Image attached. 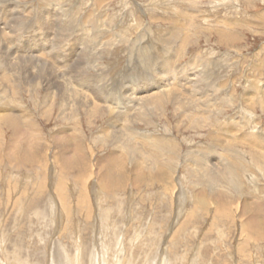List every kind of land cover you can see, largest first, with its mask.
<instances>
[{"label": "rangeland", "instance_id": "obj_1", "mask_svg": "<svg viewBox=\"0 0 264 264\" xmlns=\"http://www.w3.org/2000/svg\"><path fill=\"white\" fill-rule=\"evenodd\" d=\"M8 1L7 6L0 2V27L5 23L2 20L5 15L8 25L16 16L23 21L29 20L30 25L10 24V27L20 28L15 33L7 30L10 35L5 37L6 44H12L5 49L7 55L17 50L35 52L38 47H48L47 57L51 58L41 62L45 70L54 63L56 71L68 72L79 58L76 52L79 48L73 38L75 32L72 29L65 34L61 29L58 31L66 15L74 17L72 28L75 31L80 26L84 27L81 30L85 33L89 29L102 31L100 36L103 39L98 37L102 43L98 47L92 44L89 47L101 53L99 66L96 68L95 63L87 77H90L89 84H92L91 76L96 74V80L102 84L108 82L114 91V100H125L124 94L141 90L146 93L153 85L158 86L164 77L157 66L165 58L183 56L178 63L170 65L173 66V75L166 77L170 80H165L171 84H182L186 81L184 76L192 78V71L185 73L180 68L188 60L197 61L198 58L196 65L200 62L204 66L199 69L208 74L212 71L211 75L216 73L218 79L215 76L209 82L206 80L207 97L195 96V115L202 116L201 120L205 122V127L200 130L188 129V122L179 117L175 105L166 98L158 102V108L151 112V116H147L151 108L148 105L149 111L139 117L131 133L137 135L133 143L136 150L142 152L141 156L145 152H154L152 161L142 159L136 150L129 149L125 166L131 173L114 175V186L111 184L107 190H103L101 184L104 179L98 176L110 166L104 157L117 154L109 143L111 131L101 136L104 140L99 136L106 130L107 116L88 119L73 111L71 118L61 117L57 104L49 107L45 103L42 90L13 95L7 102V99H0V104L5 102L3 107L0 105V114L7 108L22 119L25 129L18 141H11L12 131L9 129L0 130V264H264V241L250 240V235L247 240L240 225L246 221L247 225L252 224L251 218H256L261 222L259 229L263 231L260 234L264 236V213L258 212L259 208L264 210V0ZM46 13L51 25H44V28L38 18ZM48 27L56 33L49 31ZM171 30L175 37L173 46L168 48L160 39ZM59 35H66L63 43L58 41ZM1 40L5 43L4 36H0ZM139 50L144 52L143 55ZM23 53L19 51L18 55L23 56ZM214 61L218 67H212ZM65 63L69 64L62 66ZM147 64L149 70L145 68ZM108 66L114 71L108 73ZM134 67H144V72L134 74L131 71L135 70ZM48 69L46 71L50 74L52 67ZM120 80L125 88L114 86ZM148 80L153 84H150L152 88L143 89V83ZM65 128L81 139L85 159L94 170H91L92 179L90 176L80 180L78 172L70 169L59 174V168L63 166L59 158L65 148L55 141L58 136L55 133L60 135ZM143 136L153 139L167 137L172 146L163 154L158 147L153 150V145L144 143ZM26 139L28 142L30 139V144ZM31 141L34 147L28 153V148L33 145ZM6 148L11 149L13 156L6 155ZM35 151L36 161L17 160ZM205 154H209L210 164L218 160V179L216 173L197 176L190 173L191 168L192 171L199 169L200 163L195 161H201ZM163 155L174 164L176 183H171L167 177L152 176L166 162ZM227 163H234L237 168L240 166L234 173L239 192L228 187V176L232 172L226 169ZM120 166L116 164L113 168L117 170ZM222 173L229 175H225L226 178ZM58 177L63 183V200L56 189ZM207 177L211 181L205 180ZM199 179L202 185L198 183ZM213 180V185L217 184L213 187V194L207 193L208 188H205L204 196L211 200L221 193V201L231 198L234 205H238L227 207V214L231 217L227 220L216 215V206L212 203L210 207L203 204L196 207V193ZM85 191L86 202L79 205V194ZM192 212V218H186Z\"/></svg>", "mask_w": 264, "mask_h": 264}, {"label": "bare ground", "instance_id": "obj_2", "mask_svg": "<svg viewBox=\"0 0 264 264\" xmlns=\"http://www.w3.org/2000/svg\"><path fill=\"white\" fill-rule=\"evenodd\" d=\"M0 2H1V4H4V3L6 4V3L10 2V1H8V0H0ZM8 5H9V3H8ZM6 6H7V4H6ZM6 8H8V7H6ZM17 11H18V9H17ZM28 13H29V11H28ZM53 13H54V11H53ZM24 14L26 15V12ZM61 15H63V14L61 13ZM48 17L49 16L46 13L44 16H40L38 18L39 19V22L41 23V27L43 25V27L45 28L44 25H46V27H47V25L49 23H51L48 20ZM55 17H56V15H55ZM25 18H28V15ZM58 19H57V21H58ZM2 20H3V22L5 21V23L3 24V27H0V36H4L5 43L2 40L0 41V99H2V98L7 99L6 100V102H7L8 99L11 98L13 95H16V94L17 95L18 94L19 95H22L24 93H28V92H31L32 93V91H36V90H39L40 91V90H42V92L44 93L43 96H44L45 103L48 104L49 107L56 106V104H57L56 107H57V110H58V114L61 115V117L62 116H64V117L67 116L68 118H71L73 116V115H71V113L73 111H74L75 114L76 113L81 114V116H86L88 119L94 118L95 116H98V117L103 116V115L107 116V121L104 123V127L106 128V130L105 131L103 130L104 132L102 131L103 133L101 135H99V136H100L101 139H103L101 136L104 137L105 134H107L109 131H111V134L112 135H110L108 137L109 143L112 146L111 149H114V152H116L117 154L115 153L116 154V156H115V155H113L114 153H110L108 156L104 157L106 159L105 161L107 163H110V166L107 165L108 168H104V170L102 171L101 176H98V177H101V179H104V182L101 183L102 184V187H103V190H107L111 184H112V186H114L113 185L114 184L113 183V177H114V175H119V176L121 175L122 176V174H123V176H125L126 175L125 172H128V174L131 173V172L127 171L126 166H125V164H126L125 160H127L128 152L130 151L129 149H131L132 151H134V150L137 149L135 147V143H133V141L135 140V137L137 138V135L135 134L136 135L135 136L131 132L134 130L133 128H135V124H136L137 120L139 119V117L142 118L143 115L145 114V111H147V112L149 111V109L147 108L148 105L151 108H150V111H149L150 114H148L147 116H151V114H152L151 112H153V111L155 112L157 110V108H158L157 107L158 102L164 100L163 98H166V100L169 103H172V104L175 105L174 106L175 111L180 113L179 114V117H181V118L183 117L185 119L184 122L185 121L188 122L187 123V125L189 126L188 129H191V130L192 129L193 130L194 129L200 130L203 127H205V126H203V124L205 123V122H203L204 120L203 121L201 120V117L202 116L198 118L195 115V113L197 111H196V108H195V106H196L195 103L196 102H195L194 99H195V96L196 97L198 96L199 98H202V97L204 98V97H207L208 96V94L206 92V91H208V90H206V86H208V83L206 82V80L209 82L210 79H213V77L216 76V73H214L213 75H211V73H213L212 71L210 73L209 70H208V72L210 73V74H208L207 72H204L203 71L204 69H202V68L199 69V67H201L203 65V64L202 65L199 64L200 62L196 65L195 62H197L199 58L197 59V61H194L195 59L188 60L189 62L186 63V64H184V66L180 68L182 70V72H185L186 73V71L190 70L193 73L192 74V78H188L189 76H187V78H186V76H184L183 78L186 79V81L183 80L184 82H182V84H180V85L171 84L172 82L170 83L169 81H166L165 78L166 77H169V76L172 77V75H173L172 74L173 66H170V65H174V64L178 63L180 61V59L183 57L182 55L181 56H177L175 59H174V57L165 58L164 60H162L160 62V64L157 66V70L160 71L163 74L162 76L164 77V79H161L160 80L158 86L151 84L149 82V80H148V81H145V83H143L142 88L143 89L152 88V86H150V84H151V85H153V88L150 91H148L146 93H142V90H141V92L131 93L130 95L124 94L125 95V100H122V99H119V98L114 100L113 99V92L114 91L112 89H110L112 87H110V84H107L108 82L107 83L104 82L102 84L99 81V79L96 80L98 78V76L96 74V75H92L91 76L92 77L91 78L92 84H89L88 80L90 79V77L89 78L87 77L88 76L87 75L88 72H91L92 69L95 68V66H96L95 63H97L96 68L99 66L98 65V63H99L98 62L99 61L98 58L101 57V53L96 52L94 49L91 50L90 49L91 48L90 45L92 44L93 47H98V45L100 43H102V40L98 39V37L100 35H103V32L102 31L99 30L100 32H98V30H93V29L91 30V29H89L85 33V30H83V31L81 30L84 27H81L80 25H79L80 28L79 29L76 28L77 30L75 31L74 28H72L74 26L72 23L73 22L75 23L74 17L73 16L70 17V16L66 15L65 18L62 19L63 25H61V26L58 27V31H59V29H61V30L64 31V34H65V31H68L69 32L72 29L75 32L73 38L75 39L76 44L78 45V47L77 46L76 47L79 48V50H76V52L79 53V58H78L77 62L69 69L68 72H65L63 69H62L63 72L62 71H56V65L54 63L51 64V65H49L48 67H52V71H53V72L51 71L50 74H49L48 71H46L48 69V67L45 70L46 67L43 66L42 63H41L43 60H45V59L48 60V58H51V57H47L46 51H48V47L47 48H40V47H38V50H35V52H30L29 50H24V51L17 50L16 53H12L11 52L10 55H7L8 53H6V50L5 49H8L12 45V44H8L9 42L7 43L8 45L6 44V38L5 37H7L8 35H10V34H8L9 31H7V30H10L11 33H15L14 31H17L20 28V27H10V24L11 23H14V24L15 23H18V25H21V26H29L30 25V21L29 20H26V19H24V21H23V20L20 19V17L16 16L15 17V21L14 20L10 21V23L8 25V24H6V22H7L6 15H5V18L2 19ZM94 20H96V19H94ZM59 21H61V20H59ZM60 23L61 22H59V24ZM49 25H51V24H49ZM11 26H12V24H11ZM48 29H49V31H52V33L55 32L53 29H50L49 27H48ZM177 31H179V30H177ZM60 32H62V31H60ZM97 32H98L99 35H97ZM48 33H50V32H48ZM91 34L92 35H95V37H93ZM60 35L58 37V41L60 43H63L64 40H65V36L66 35H64V36H60ZM72 35H73V32H72ZM174 37H175L174 36V33L171 30L169 33H167V36L164 39H160V40H161L162 43H166L167 46H168V48H169L170 46H173ZM100 38H101V36H100ZM67 39H69V37ZM101 39H103V38H101ZM147 41L148 40H146V42ZM180 41H181L180 42L181 44L184 43L183 42L184 40L180 39ZM72 43H74V41ZM117 43H119V41ZM184 45H185V43H184ZM27 49H34V48H27ZM154 49H155V47H154ZM19 51L20 52H24L23 53L24 55L23 56H21L20 54L18 55V52ZM164 52H166V51L164 50ZM143 53L144 52H141L140 51L139 54L140 55H143ZM151 53H152V51H151ZM52 55H54V53ZM152 59H154V57ZM155 59H154V61H156ZM215 61H217V60H215ZM140 63H142V61ZM67 64H69V63H65L62 66L65 67ZM216 64H217V62H215L212 67L216 66ZM100 65H102V64H100ZM105 65H107V64H105ZM147 66H148V64L145 66V68L149 70L150 68L147 67ZM43 67H45V68L43 69ZM58 67H59V65H58ZM135 67L133 68V69H135L134 71L130 69L132 72H134V74L137 73V72H144V69H143L144 67L143 68H140V69H137ZM202 67L204 68V66H202ZM216 67H218V66H216ZM123 69H124V67H123ZM206 70L207 69L205 68V71ZM104 71L103 72L102 71H97L96 73L99 72V73H102L103 74ZM106 71L108 73L113 72L114 71V68H110L108 66V68H107ZM93 72H94V70H93ZM91 74H93V73H91ZM156 74H160V73L156 72ZM175 75L176 74H174V76ZM11 77H13V78L11 79ZM146 77H148V76H146ZM159 77H161V75ZM142 78H145V75H143ZM216 78L218 79V75L216 76ZM116 79H115V81H116ZM166 79H169V78H166ZM109 83H110V80H109ZM87 84H89L90 87H88ZM114 86L115 87L118 86L119 89L125 88V86L123 85L122 80H120L117 83V85L115 84ZM137 88H139V87H137ZM180 89H181L182 92L180 91ZM155 97H159V98H156L155 99ZM4 103L3 104H0L1 107H3L5 105ZM6 106H7V104H6ZM119 107H121L122 109H119ZM107 109L109 111H107ZM3 110H7V108L6 109L5 108L2 109V111H1L2 113L0 114V130L1 129H4V130L5 129L6 130L9 129L10 131H12V133H11L12 134V140L11 141H14V140L16 141L17 139H20L22 137V134L24 133V130H25L23 128L24 127V122L23 121H20L22 119L19 116L14 115L12 113V111L7 110V111L4 112ZM77 110H80V112H78ZM106 112H108V115L106 114ZM88 121H90V120H88ZM27 128H30V127L27 126ZM126 132H128V134H126ZM70 134H71V132L69 130H66V128L63 129V133H60V135L55 133V135H58V136H55V141L57 140L59 144L61 143L60 147L62 146V147L65 148L64 149V153L63 154H60L61 156H60L59 159L62 161V163H60V165H63V166L66 165V166L64 168H63V166H60V168H59V174H63L64 173V169H66V170L70 169V170H73V171H77L78 172V177H79L80 180L82 178L84 179V178H87V177H90V176H91L90 179H92V171L91 170H93V168L90 169L91 167L88 165V163H87V161L85 159V155L83 153V151H84V145L81 143V139L79 137H76L75 135H73V134L70 135ZM31 137H34V136H31ZM139 137H141V136H139ZM143 138L146 139V141L144 143H149V145H153L152 148H155L153 150H156V148L158 147L159 148L158 150H160L161 152H163V154L166 152V150L170 146H172L171 143L169 142V140L167 141V137H163L162 136V137H159L157 139H153L151 136L150 137L143 136ZM143 138H141V139H143ZM79 139H80V141H79ZM1 140H2V138L0 137V144L2 143ZM33 140H34V138H33ZM136 141H137V139H136ZM26 142L29 143L30 142V139H29V142L26 139ZM35 143H37V142H35ZM104 143H107V142H104ZM11 145H12V143H11ZM27 145L28 144H26V146L25 145L24 146L27 147ZM207 145H209V144H207ZM35 146H36V144H35ZM33 147H34V143H33V145L31 147L28 148V153L31 152V150L33 149ZM35 150H37V148H35ZM10 151H11L10 148H6V151L5 152H6V155L8 157L9 156H13L12 151L11 152ZM68 151H70V152H68ZM35 153H36V151L33 152V154L31 153L30 155L20 156V157L17 158V160L20 159V160H22L25 163L26 162L27 163H32V162H34V159H35V161L37 160V153L36 154ZM136 153H137V155L141 156V153L142 152L136 150ZM148 153H150V152L143 153V155L141 156V158L142 159H145V160H146V158L151 159V156L154 154V152L153 153H150V154H148ZM0 156H2L1 153H0ZM164 156H166V162L163 165H161L162 167H159V170L157 169V172L154 173V174H152V176L154 175V176H156L158 178L167 177V178H169L168 180L171 183H176V179L175 178L173 179V176L175 175V171H174L175 170V167H173L174 164L171 161V159L168 158L167 155H163V157ZM198 156H200V155H198ZM149 159H147V160L149 161ZM209 160H210L209 154H205L203 156V158H202L201 161H195L196 164L197 163L198 164L200 163L199 169L198 170H195V171L193 169V171H192V168H191L190 173L193 176H197L198 174L199 175H203L206 172H208V174L211 172L210 174H212V175H214L216 173L217 174L216 175V179H218V176H220V175H218V160L214 164H210V161ZM7 161H9V160H7ZM151 161H152V159H151ZM154 163H155V161H154ZM103 164H105V163H103ZM116 164H117V166H118V164H121L120 168L117 169V170H116V168H113V167H116ZM157 164H160V163H157ZM227 164H229V163H227ZM221 165H223V164H221ZM235 166L236 165L234 163L233 164L231 163L226 168V169L231 170V172H232V175L230 174V176H228L229 179H230L229 180V186L228 187L233 188L236 192H239L240 191V187H239V184L235 181V179H237V178H235L234 173L238 172V168H240V166H238V168L235 167ZM133 170H132V173H134V171H135V170L134 171ZM240 172H243V171H240ZM222 174H223V176L229 175V174H224V173H222ZM136 175H137V173H136ZM94 177H95V175H94ZM156 177H155V179H156ZM177 177H178V175H177ZM204 177H206V175L203 176V178ZM208 177H209V175H208ZM208 177L205 180L208 179V181L209 180L211 181V179H209ZM210 177H211V175H210ZM225 177L227 178V176H225ZM138 178H139V176H138ZM220 178H222V176ZM58 179L59 180H58V182L56 184V189H57L58 195L63 200V197H62V195H63L62 194V191L64 189L63 186H62L63 183L61 182V177H58ZM202 180H204V179H202ZM217 181H219V180H217ZM222 181H224V180L222 179ZM225 182H226V180H225ZM198 183L200 185H202L203 182H201V180H200ZM215 183H217V182H215ZM120 184H123V183H120ZM213 184H214V180H213V183L209 184L210 186L207 183L206 187H204V186H203L204 188L201 187L200 188L201 191H198V193H196L197 194V199L195 200V202L197 203L196 207H199L201 204H203L204 207H207V206L210 207V205H211L210 203H212V204H214L216 206V215L218 217H223L225 220H227V219L231 218L229 216V213L227 214V211H228L227 210L228 209L227 207H232L235 202H233L232 200H230L231 198L229 200H227V201L224 200V199H223V201H221V199H222L221 198V196H222L221 193H220V195H217V198L214 197V198H216L218 200H216V199H214L212 197L210 198L211 200H208V197H205L204 196V193H205V190H206L205 188H208V192L207 193H211L212 192V194H213V191H214V188L213 187L214 186H217V184L216 185H213ZM193 187H194V185H193ZM173 190H174V187H172L171 194H173ZM203 191H204V193H203ZM95 194H97V192H95ZM86 195H87L86 194V191L85 192H80V194H79L80 199L78 201L79 205L81 203L86 202V201H84L86 199L85 198ZM205 202H207V204ZM215 206H213V207H215ZM237 206H236V204L234 205V207H237ZM206 210H207V208H205L204 211L206 212ZM258 212L264 213L263 208L262 209L259 208L258 209ZM193 214L194 213L192 212V214L189 215V216H187L186 218H192V215ZM250 221H251L252 224L247 225V221L245 223H243V224H240V225H242L241 229L244 230V231L242 230V234H245V236L247 237V240H248V237L250 235L251 236L249 238L250 240L251 239H254L253 241H258V240L259 241H264V236L262 234H260L263 231V229L262 228L259 229V226H260V223L261 222H259V220H257L256 218H253V217L251 218ZM176 231H178V230H176ZM246 242L247 241H245V243ZM243 245L245 246L246 244H243Z\"/></svg>", "mask_w": 264, "mask_h": 264}]
</instances>
